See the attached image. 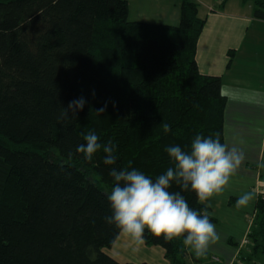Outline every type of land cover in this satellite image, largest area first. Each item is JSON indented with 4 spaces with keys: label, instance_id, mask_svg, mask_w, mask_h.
Instances as JSON below:
<instances>
[{
    "label": "trees",
    "instance_id": "obj_1",
    "mask_svg": "<svg viewBox=\"0 0 264 264\" xmlns=\"http://www.w3.org/2000/svg\"><path fill=\"white\" fill-rule=\"evenodd\" d=\"M253 2L264 19V0ZM204 25L195 0H181L178 26L130 21L126 0H0V264H124L105 251L120 234L105 221L110 169L131 161L155 179L172 166L166 147L187 150L197 135L224 143L222 80L196 61ZM81 97L76 117H62ZM89 131L115 144V165L102 149L91 162L76 152ZM247 238L250 254L264 250V193ZM182 240L145 232L171 264H188ZM244 259L240 250L235 264Z\"/></svg>",
    "mask_w": 264,
    "mask_h": 264
},
{
    "label": "crops",
    "instance_id": "obj_2",
    "mask_svg": "<svg viewBox=\"0 0 264 264\" xmlns=\"http://www.w3.org/2000/svg\"><path fill=\"white\" fill-rule=\"evenodd\" d=\"M126 1L130 21L180 24L181 0ZM195 1L205 20L197 43L198 69L203 75L221 78L226 98L224 143L242 149L245 159L223 194L214 196L206 208L215 219L219 240L201 257L186 247L188 264H235L240 250L243 264H264V250L252 255L243 243L258 194L264 193V19L254 15V0H228L223 6L221 0ZM249 192L253 199L237 207V199ZM105 251L124 264H171L162 246L145 242L137 249L122 233Z\"/></svg>",
    "mask_w": 264,
    "mask_h": 264
},
{
    "label": "clouds",
    "instance_id": "obj_3",
    "mask_svg": "<svg viewBox=\"0 0 264 264\" xmlns=\"http://www.w3.org/2000/svg\"><path fill=\"white\" fill-rule=\"evenodd\" d=\"M85 104L83 97L71 101L62 109V117L67 118L69 112L76 117ZM105 108L106 105L96 110L97 114L103 113ZM163 128L165 132L170 131L168 124ZM81 135L86 143L78 145L76 152L83 154L85 161L91 162L94 154L102 149L105 153L103 163L108 166L116 164L115 144L102 145L94 131ZM165 151L172 166L155 179L131 168V161L129 168L110 169L114 186L107 199L112 214L105 216V221L128 237L137 249L144 245L147 231L166 242L183 237V245L201 257L219 240V234L209 213L205 210L201 214L191 208L182 193L194 192L200 204L211 207L209 201L223 194L231 177L244 162V152L235 145L229 147L227 143H221L218 137L213 139L202 135H197L187 150L180 145H171ZM173 183L179 186V191L171 190ZM252 199V193H245L237 199L236 206L245 207Z\"/></svg>",
    "mask_w": 264,
    "mask_h": 264
},
{
    "label": "built area",
    "instance_id": "obj_4",
    "mask_svg": "<svg viewBox=\"0 0 264 264\" xmlns=\"http://www.w3.org/2000/svg\"><path fill=\"white\" fill-rule=\"evenodd\" d=\"M247 242H248V238L246 237L243 243H247Z\"/></svg>",
    "mask_w": 264,
    "mask_h": 264
},
{
    "label": "rangeland",
    "instance_id": "obj_5",
    "mask_svg": "<svg viewBox=\"0 0 264 264\" xmlns=\"http://www.w3.org/2000/svg\"><path fill=\"white\" fill-rule=\"evenodd\" d=\"M252 224V223H251ZM244 244H246V243H244ZM242 264H243V262H241Z\"/></svg>",
    "mask_w": 264,
    "mask_h": 264
}]
</instances>
